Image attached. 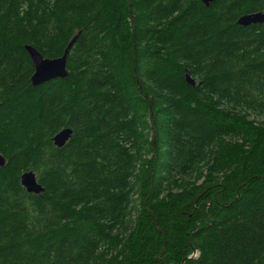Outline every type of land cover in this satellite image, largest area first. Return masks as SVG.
Here are the masks:
<instances>
[{"label":"trees","instance_id":"1","mask_svg":"<svg viewBox=\"0 0 264 264\" xmlns=\"http://www.w3.org/2000/svg\"><path fill=\"white\" fill-rule=\"evenodd\" d=\"M257 12L0 0V264H264V24H237ZM74 37L68 76L34 87L25 47Z\"/></svg>","mask_w":264,"mask_h":264},{"label":"water","instance_id":"2","mask_svg":"<svg viewBox=\"0 0 264 264\" xmlns=\"http://www.w3.org/2000/svg\"><path fill=\"white\" fill-rule=\"evenodd\" d=\"M216 0H202L204 5L209 7ZM237 24L242 27H250L253 25L264 24V13H250L240 17ZM77 37H74L64 51V54L56 59H47L32 46H26L25 49L28 52L30 59L34 67V74L31 78L32 85L34 87L41 86L48 82L58 79H65L68 76L67 62L71 48L74 45ZM186 81L193 88L197 87L196 80L191 76L187 70L185 75ZM71 129H64L54 136L53 142L56 147L63 148L70 141L72 137ZM6 159L0 155V169L6 165ZM21 184L29 194L40 195L44 193V188L39 184L37 175L33 171L25 172L21 176Z\"/></svg>","mask_w":264,"mask_h":264},{"label":"bare ground","instance_id":"3","mask_svg":"<svg viewBox=\"0 0 264 264\" xmlns=\"http://www.w3.org/2000/svg\"><path fill=\"white\" fill-rule=\"evenodd\" d=\"M202 1V0H201ZM203 3V2H202ZM204 4V3H203Z\"/></svg>","mask_w":264,"mask_h":264}]
</instances>
